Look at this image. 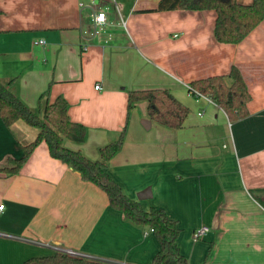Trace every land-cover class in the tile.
<instances>
[{
  "label": "crops",
  "instance_id": "crops-1",
  "mask_svg": "<svg viewBox=\"0 0 264 264\" xmlns=\"http://www.w3.org/2000/svg\"><path fill=\"white\" fill-rule=\"evenodd\" d=\"M88 1L0 0V80L12 81L33 110L65 97L70 118L87 128L83 143L67 145L92 159L125 130L108 172L145 209L162 208L178 222L190 264H264V20L240 43H220L215 10L151 11L160 0H115L119 13L101 0L110 6L112 40L86 42L90 9L79 3ZM233 66L251 94L249 114L238 121L187 87ZM153 88L169 89L189 107L181 128L152 119L147 101L128 111L130 90ZM28 126L8 127L0 117V167L23 155ZM2 204L0 264H23L57 247L107 263L152 264L160 249L148 226L113 208L46 141L17 173L0 170ZM201 225L210 231L194 241Z\"/></svg>",
  "mask_w": 264,
  "mask_h": 264
},
{
  "label": "trees",
  "instance_id": "trees-1",
  "mask_svg": "<svg viewBox=\"0 0 264 264\" xmlns=\"http://www.w3.org/2000/svg\"><path fill=\"white\" fill-rule=\"evenodd\" d=\"M176 9L215 10L217 17L214 35L220 43H240L264 20V0H252L249 4L238 0H160L158 6L151 11ZM11 83L12 81L0 80V117L8 127L23 122L36 127L38 131L32 141L22 145L23 155L20 158L9 157L6 165L0 167V170L9 174L17 173L34 149L42 141H46L50 154L79 172L85 181L103 189L113 208L120 210L133 223L153 229L160 242V249L152 264H190L178 244L181 233L178 222L162 208L145 209L138 200L127 196L108 172L109 162L122 148L125 130L117 140L100 148L99 158L92 159L80 148L67 145L68 141L83 143L86 140L87 128L70 118L69 103L65 97L58 96L52 102L47 100L39 110H33L13 92ZM190 87L219 105L231 121H238L249 114L248 103L251 94L240 69L236 66H233L227 75L219 74L194 80ZM141 101H147L148 114L152 119L171 129L181 128L190 112L189 107L166 88L130 90L128 111ZM23 264L113 263L56 251L47 256L31 257Z\"/></svg>",
  "mask_w": 264,
  "mask_h": 264
},
{
  "label": "built area",
  "instance_id": "built-area-1",
  "mask_svg": "<svg viewBox=\"0 0 264 264\" xmlns=\"http://www.w3.org/2000/svg\"><path fill=\"white\" fill-rule=\"evenodd\" d=\"M112 2L115 3L116 9L120 13V9L118 4L115 2V0H112ZM80 9L83 11L85 8L90 9V30L88 29H83L82 34L83 38L86 40V42L91 41V40H98L101 43H108L112 40V34L108 32V29L111 25V22L109 21V10L110 6L109 5H102L101 0H89L88 2H80L79 3ZM36 43L38 44H44L45 40L41 39L38 40ZM86 48V44H85ZM101 86L98 84L96 85V88L99 89ZM187 87L189 88L190 93L196 97H207L203 94H201L198 91L192 90L190 87V84H187ZM208 98V97H207ZM209 99V98H208ZM211 100V99H209ZM212 101V100H211ZM4 205H0V209H3ZM153 231V229H151ZM210 231V227L207 225H201L199 228H197L194 233H193V240L198 241L201 238H203L208 232ZM3 233L0 232V235ZM147 234V232H146ZM57 251H62L69 253L71 255H80L77 252L73 250H65L62 248H56ZM83 256V255H81Z\"/></svg>",
  "mask_w": 264,
  "mask_h": 264
},
{
  "label": "rangeland",
  "instance_id": "rangeland-1",
  "mask_svg": "<svg viewBox=\"0 0 264 264\" xmlns=\"http://www.w3.org/2000/svg\"><path fill=\"white\" fill-rule=\"evenodd\" d=\"M113 10L116 11L117 9L113 7ZM28 128L29 129H28V132H27V136L24 139V141H28L27 143H29L30 141H32L36 137V134H37V131H38L36 127L28 126ZM19 133L21 135H23L21 132H19ZM27 137H29L28 140H27Z\"/></svg>",
  "mask_w": 264,
  "mask_h": 264
},
{
  "label": "water",
  "instance_id": "water-1",
  "mask_svg": "<svg viewBox=\"0 0 264 264\" xmlns=\"http://www.w3.org/2000/svg\"><path fill=\"white\" fill-rule=\"evenodd\" d=\"M149 192H150V188L144 190V191L141 192L138 196H139L140 199L147 198Z\"/></svg>",
  "mask_w": 264,
  "mask_h": 264
}]
</instances>
